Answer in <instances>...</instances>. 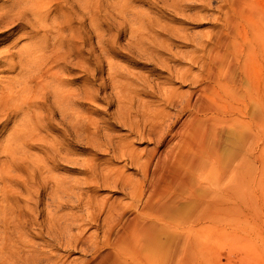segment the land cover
<instances>
[{"label":"rangeland","instance_id":"rangeland-1","mask_svg":"<svg viewBox=\"0 0 264 264\" xmlns=\"http://www.w3.org/2000/svg\"><path fill=\"white\" fill-rule=\"evenodd\" d=\"M28 1L0 0V13L12 6L9 14L19 13ZM226 1L50 0L43 25L30 15L23 22L15 15L0 26V52L22 54L46 46L51 66L44 68L54 73L52 85L61 94L56 103L49 89L41 102L27 101L24 112L32 118L22 124L13 111H0V134L6 133L0 139V264L91 259L74 247L80 232L102 238L101 219L94 225L87 216L103 203L126 207L131 202L126 189L106 183L109 174L120 170L131 180L139 176L120 150L131 145L141 155L152 147L135 131L143 112L165 102L172 90L177 102L194 90L192 80L177 74L188 68L200 72L191 58L201 54L213 33L226 30L225 12L233 16ZM256 1L264 7V0ZM260 58L264 81V53ZM18 73L19 68L2 72L0 66V86ZM170 108L165 109L177 112ZM182 112L178 120L171 118L174 128L186 118ZM12 134L15 141H9ZM261 137L262 167L257 181L249 182L245 216L232 218L225 232H200L198 246L191 249L193 264H264V125ZM8 145L14 154L4 153Z\"/></svg>","mask_w":264,"mask_h":264},{"label":"bare ground","instance_id":"bare-ground-1","mask_svg":"<svg viewBox=\"0 0 264 264\" xmlns=\"http://www.w3.org/2000/svg\"><path fill=\"white\" fill-rule=\"evenodd\" d=\"M226 3L233 11V16L225 12L226 30L219 28L202 45L201 54L191 58L200 72L192 74L188 68L177 74L182 81H193L189 97L177 102L172 90L165 102L143 112V121L135 131L139 137H147L152 147L141 155L131 145L120 150V156L136 167L139 176L131 180L114 170L106 183L126 189L131 202L126 207L103 203L87 216L88 223L94 225L101 219L103 230L101 240L83 232L75 237L74 247L79 245L93 255L83 264H193L196 257L191 249L199 242L200 232L206 236L225 232L232 218L238 221L245 216L251 195L249 182L257 181L263 160L260 57L264 53V7L256 0ZM49 7L50 0H29L14 16L9 14L11 8H3L0 26L15 15L14 19L22 22L30 15L34 23L43 25ZM45 48L35 46L22 54L9 49L0 52L2 72L19 68L15 77L0 86V111L21 116L19 124L32 118L24 112L29 107L27 101L41 102L48 89L52 101L59 102L61 94L52 85L54 73L44 68L51 66ZM167 106L177 112L166 110ZM184 110L186 118L174 128L171 118L178 120ZM14 135L9 141L17 139ZM225 145H230L227 151L222 148ZM5 149V154H14L9 145ZM10 158L16 165L15 158ZM164 244H168L166 249Z\"/></svg>","mask_w":264,"mask_h":264},{"label":"snow or ice","instance_id":"snow-or-ice-1","mask_svg":"<svg viewBox=\"0 0 264 264\" xmlns=\"http://www.w3.org/2000/svg\"><path fill=\"white\" fill-rule=\"evenodd\" d=\"M0 129H3V125H0ZM3 134H6V133H3ZM3 134H0V139L3 138Z\"/></svg>","mask_w":264,"mask_h":264}]
</instances>
